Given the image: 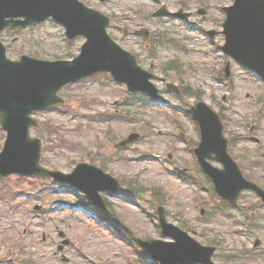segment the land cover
Instances as JSON below:
<instances>
[{"label": "rangeland", "instance_id": "1", "mask_svg": "<svg viewBox=\"0 0 264 264\" xmlns=\"http://www.w3.org/2000/svg\"><path fill=\"white\" fill-rule=\"evenodd\" d=\"M83 1L112 14L111 34L136 53L144 67L199 94L180 97L157 80L161 101L136 98L131 106L135 115L124 118L125 86L104 73L64 87L60 95L66 111L52 107L36 113L41 126L32 129V135L43 140V163L68 172L77 162L94 159L119 179L135 180L140 193L103 192L112 202L110 211L127 223L113 222L112 226L100 220L96 207L69 183L15 175L5 189L0 181V257L11 252L5 256L13 259L5 264H22L29 258L33 264H159L150 255L137 253L141 250L136 241L138 236L171 239L161 232L154 216L162 202L170 221L202 243L218 247L217 264H264V206L253 192H246L237 207L225 206L213 195L212 181L196 163L193 146L198 129L185 112L198 96L213 108L223 109L226 136L239 140L231 154L247 178L249 174L264 184V80L221 49L224 6L234 0ZM161 5L191 12L190 22L153 16ZM124 27L129 30L126 35ZM143 28L158 32L161 38L164 35L163 43L154 42L153 35L144 41L132 33ZM210 29L216 30L214 38L207 34ZM3 36L13 59L23 53L68 59L79 53L85 41L84 37L66 40L63 27L51 22L22 33L6 31ZM111 111L121 117L107 115ZM46 121L54 127L52 133L43 126ZM133 131L142 133L140 139L127 149H117L115 143ZM44 210L48 213L43 216ZM59 229L71 239L64 249L69 262L54 253L62 240ZM123 235L129 237L128 242ZM256 238L262 242L258 247L254 246Z\"/></svg>", "mask_w": 264, "mask_h": 264}, {"label": "water", "instance_id": "2", "mask_svg": "<svg viewBox=\"0 0 264 264\" xmlns=\"http://www.w3.org/2000/svg\"><path fill=\"white\" fill-rule=\"evenodd\" d=\"M4 1L9 2L10 0ZM13 1L16 3V7H23L20 9V13L22 14L28 15L27 11H38L42 12L43 15L52 13L55 16H58L61 11L50 3L58 1H63L70 5L77 3V0H46V5L43 6L41 3L43 0ZM50 7H52L54 12L49 10ZM228 14L229 18L226 21L227 31H237L236 38L228 43L229 49L241 58L253 61L254 67L260 69L264 74V0H252V3L250 0H237V3L229 8ZM6 15L10 14L0 5V29L8 23L5 20ZM73 16L74 14L69 15V17ZM67 20H71V18H67ZM71 25V29H76L73 27L75 25ZM1 62L0 65L3 69L0 68V71L2 70L0 72V95L2 98L0 101V116L3 117L4 122L10 130L8 149L2 156L10 151L12 158H29L32 167L31 172L34 173L47 172L65 178L70 177V175H65L60 171H51L42 167L39 164L40 141L28 136V126L30 123L35 122L29 118V112L34 108L43 107L54 102V100L49 103L47 101L42 102L43 96H53V99L57 100L56 91L64 83L63 81L68 80L75 73L79 74L77 77L93 73L94 68L99 67L98 69H110L119 79L128 81L134 88H151V82L149 81L151 74L137 64L135 57L128 52L115 48V46L112 47L108 43L102 45V52L100 54L95 56L90 55L84 61H79L72 65H59V68L52 66L49 62L35 59L13 62L7 59L5 55H2ZM91 64L98 65L94 66ZM56 73L60 74L58 81L56 80L57 76L54 75ZM125 143L123 142L122 144ZM0 168L2 171L5 169L2 164H0ZM13 169L21 170V167L15 166ZM79 170L77 177L83 181L91 193L95 194L97 189L89 184V176H95L98 171L90 167L89 174L86 167H81ZM163 224L167 223L163 221ZM149 244H151V247L155 246L153 250L157 255L163 259H167L168 249L166 247L169 244L162 242ZM203 250H210V253H212L214 248L205 247L199 250L197 245L184 233H181L180 243L172 247L170 251L176 253L174 257L177 260L195 261L197 260V253Z\"/></svg>", "mask_w": 264, "mask_h": 264}, {"label": "bare ground", "instance_id": "3", "mask_svg": "<svg viewBox=\"0 0 264 264\" xmlns=\"http://www.w3.org/2000/svg\"><path fill=\"white\" fill-rule=\"evenodd\" d=\"M109 49H110V48H109ZM0 68H2V66H1V65H0ZM2 69H3V68H2ZM1 71H2V70H1ZM1 71H0V72H1ZM3 74H5V72H3ZM3 78H4V77H3ZM18 93H19V92H18Z\"/></svg>", "mask_w": 264, "mask_h": 264}]
</instances>
